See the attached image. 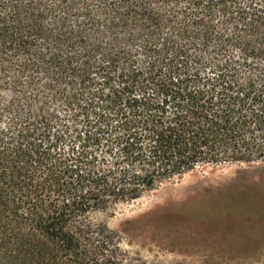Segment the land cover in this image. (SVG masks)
Returning a JSON list of instances; mask_svg holds the SVG:
<instances>
[{
    "label": "trees",
    "instance_id": "trees-1",
    "mask_svg": "<svg viewBox=\"0 0 264 264\" xmlns=\"http://www.w3.org/2000/svg\"><path fill=\"white\" fill-rule=\"evenodd\" d=\"M256 159L264 0H0V264H144L86 214Z\"/></svg>",
    "mask_w": 264,
    "mask_h": 264
},
{
    "label": "rangeland",
    "instance_id": "rangeland-1",
    "mask_svg": "<svg viewBox=\"0 0 264 264\" xmlns=\"http://www.w3.org/2000/svg\"><path fill=\"white\" fill-rule=\"evenodd\" d=\"M86 218L144 264H264V160L199 163Z\"/></svg>",
    "mask_w": 264,
    "mask_h": 264
},
{
    "label": "snow or ice",
    "instance_id": "snow-or-ice-1",
    "mask_svg": "<svg viewBox=\"0 0 264 264\" xmlns=\"http://www.w3.org/2000/svg\"><path fill=\"white\" fill-rule=\"evenodd\" d=\"M54 131H55V129H54ZM83 148V145H77V149H78V151L80 150V149H82Z\"/></svg>",
    "mask_w": 264,
    "mask_h": 264
}]
</instances>
